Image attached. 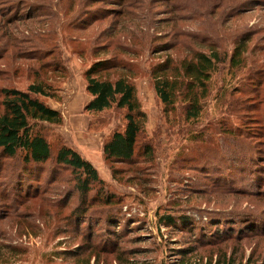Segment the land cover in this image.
Returning <instances> with one entry per match:
<instances>
[{"label": "trees", "instance_id": "16d2710c", "mask_svg": "<svg viewBox=\"0 0 264 264\" xmlns=\"http://www.w3.org/2000/svg\"><path fill=\"white\" fill-rule=\"evenodd\" d=\"M24 1L0 0V71L6 54H12L13 59L9 67L4 65L8 69L5 73H11V76L3 79L4 84L0 85V175L12 167L14 176L11 182L14 193L7 198L0 197L2 227L6 222L25 224L27 231H33L44 219L52 222L61 218L65 222L61 234L73 235L74 240L68 248L50 254V264H153L147 258L151 249L124 248V235L136 232L143 222L123 213V200L108 190L89 160L62 141L53 145L39 129V125H62L64 122L60 112L39 99V96L56 98L55 89L46 76L48 71L65 72L63 62L57 58L60 41L64 46H77L81 57L89 53L99 57L85 71L86 90L91 97L85 111L102 114L115 108L125 113L124 130L113 133L104 144L103 153L106 162L128 165L129 171L140 157L153 159L152 149L139 147L148 116L142 109L133 80L147 56L165 55L162 62L148 68L165 114L173 113L182 103L185 120L192 123L198 122L204 114L212 79L222 67L236 71L247 69L253 92L243 102L238 98L232 100L237 108L249 102L244 110L255 112L249 121H253L256 129L249 132L258 137L259 142L257 145L244 143L247 158L238 152L229 156L227 170L219 166L218 155L212 150L208 155V167L212 166V172L210 169L204 171L212 175L213 195L227 199L239 195L235 189L248 196L264 197V116H260V112L264 114L261 109L264 104L263 30L243 28L233 40L235 47L229 51L220 41L219 47L205 37L182 32L180 23H187L188 14L191 18L203 16L202 7L183 6L177 0H151L144 11L154 13L155 5L165 8L160 15L162 18L157 17V12L152 15L157 21L152 26L168 31L159 38L149 37L145 49L135 48L138 45L134 35L127 33L124 24L134 15L133 9L138 8L128 0H90L89 3L87 0H70V8L65 11L62 22L58 13L52 19L39 17L47 9H55L54 3L67 0H41L43 4L40 0ZM99 3H104L105 7L96 12L93 7ZM238 3L228 1L225 7L220 4L225 8V17H229L226 20L246 16L260 8L264 10V0H244L240 4L243 6ZM35 8L43 12L32 14ZM110 19L114 21L105 29H95ZM36 23L48 30L34 42L28 41L31 44L27 46L28 50L34 53L29 55L14 43L10 32L20 24L31 26ZM150 25L147 22L145 27ZM192 25L201 31L200 25L194 22ZM122 33L126 36L119 37ZM56 35H61V40L50 45ZM90 36L91 41L85 39L89 37L90 40ZM22 69L34 79L26 90L14 83L16 73ZM243 88V91L237 90L241 95L249 86ZM241 129L239 127L238 131ZM243 137L242 133L238 134V139ZM243 184H249L259 192L236 188ZM197 190L205 191L202 188L191 191L194 194ZM183 211L157 213L158 230L166 227L173 234L192 240L185 242L181 238L177 248L170 251V259L162 264H264L255 260L254 254L247 255L246 249L250 239L264 238V214L211 212L206 220L202 217L199 222ZM64 213L68 214L65 216ZM58 226L55 221V227ZM1 238H4L3 233H0V264H19L15 259L19 254L18 247L10 246ZM144 238L138 234L132 242L143 244L147 241Z\"/></svg>", "mask_w": 264, "mask_h": 264}, {"label": "rangeland", "instance_id": "374dc122", "mask_svg": "<svg viewBox=\"0 0 264 264\" xmlns=\"http://www.w3.org/2000/svg\"><path fill=\"white\" fill-rule=\"evenodd\" d=\"M89 1L87 0V3ZM228 1H238L239 6H243L240 4L244 2V0H222L220 3L218 0H177L176 2L183 6L202 7L200 11L203 16L191 18L189 17L191 14H188L185 19L187 23H180V27H183L182 32L184 34L189 32L191 35H197L198 38L205 37L219 47L225 46V49L229 51L235 47L233 44L235 36L245 27L248 29L259 28L263 30L261 37L264 36L263 9H257L246 16H238L234 20H226L229 17H225L224 7ZM24 2H36V0H25ZM128 2L137 6L138 9H133L134 15H131L124 25L127 33L134 35L135 43L138 45L135 48L144 47L145 49L149 37L159 38L162 33L168 31L164 27L160 31L158 27L152 26L153 23L157 22L152 15L157 12V17L162 18L160 15L165 8H159V5H155L154 13H148L144 9L145 6L151 4V0H128ZM39 3L43 4L44 2L40 0ZM69 3H71L70 0L54 3L57 10H55L56 8L47 9L44 11V15L39 18L47 20V17H50L52 19L58 13V19L62 22L65 11L70 8ZM220 4H223L224 7ZM35 7L37 6L35 5ZM104 7V3H99L93 9L97 12L99 9L104 10ZM110 8L116 7L111 6ZM37 12L43 11L35 8L31 13ZM112 21L114 20L110 19L98 24L95 29L103 30ZM147 22L151 24L149 27H145ZM193 22L197 26H201V31H197L193 27ZM47 30L43 25L39 26L38 23L31 24V26L20 24L16 28H12L10 33L15 39L14 43H17L20 49L30 55L34 53L28 50L27 46L31 45L28 41L34 42ZM122 36L126 35L122 33L119 37ZM85 39L91 41V36L90 40L89 37ZM58 40H61V35H56L50 45ZM88 41L87 44H89ZM219 41L221 45H219ZM72 46L74 49H71ZM78 51L77 46H64L60 41L57 58L63 62L65 72L52 73L48 71L46 76L48 82L55 89L56 98L39 96V99L53 110L60 112L64 122L62 125H39V129L53 145L62 141L89 160L98 170L100 178L105 182L108 190L123 200L121 209L123 213L128 218L135 217L143 222L142 227L136 228V232L131 233L130 236L128 233L124 235L126 236L124 248L144 247L151 249L147 258H150V262L153 264H162V262H167L170 259V251L172 252L177 248L181 238H184L185 242L191 240L184 235L173 234L166 227H161V230H158L157 213H175L178 210H184L183 212L200 220L199 222H201L202 217L203 220H206L207 214L211 212L264 214V197L262 198V195L248 196L234 189L239 195H232L227 199L220 198L213 195L214 189L210 184L212 175L209 176L204 171L208 170L209 172V169L211 170L212 166L208 167V155L212 153V150H215L214 152L218 155L216 161L220 162L219 166L227 170L229 156L238 152L247 158L248 154L243 150L244 143L257 145L259 142L258 137H253L249 132L256 130L253 128V121H249L255 112L244 110L249 102H244L243 107L237 108L232 100L238 98L243 102V99L251 96L253 92L250 86L251 76L248 75L247 69L236 71L230 70L228 66L222 67L212 79L211 94L205 102L204 114L198 122L192 123L185 120L182 103L173 113L165 114L163 104L156 95L153 78L148 72V68L152 64L162 62L165 55L147 56L146 61L140 63L142 68L133 80L142 109L148 116L146 129L141 135L139 147L152 149L153 159L140 157L137 165H132V171H129L128 165L106 162L103 153L104 144L113 133L124 130L125 113L115 108L102 114H91L85 111V106L91 99L86 90L85 71L99 57L95 58L90 53L81 57L77 53ZM11 56L12 54H6L5 60L1 63L0 85L4 84L3 79L6 80L8 76H11V73H5L8 69L4 68V65L9 67L13 63ZM14 80L16 87L23 90H26L30 82L34 81L26 69L18 71ZM245 85L249 88L244 95H241L239 91H243ZM261 109L264 110V104L261 105ZM261 113L260 116H264ZM239 127L242 128L240 132L238 131ZM239 133L243 134V139H238ZM0 176L2 177L0 180V197L5 196L7 198L14 193L11 183L14 180L13 168H7L4 174ZM193 188H202L205 191L197 190L193 194L191 191ZM236 188L259 192V189L249 184L239 185ZM6 198L2 201L5 202ZM64 214L66 216L68 213ZM262 216L264 217V215ZM46 220L44 219L43 223L35 226L33 231L30 229L27 231L25 224L21 226L6 222V227L5 224L2 227L0 223V233H3L4 236L1 239L7 241L10 246L18 247L17 252L19 254L15 256V259L19 261V264H50L48 263L50 254L56 250L68 248L74 240L73 235L61 234V228L65 226V222L61 218L55 220L59 224L57 228L55 221ZM131 226H135V224H131ZM136 234L145 236L144 239L147 241L143 244H133L132 240L137 236ZM186 236L189 235L186 234ZM246 249L247 255L252 253L255 260H258L259 263L264 262V238L250 239Z\"/></svg>", "mask_w": 264, "mask_h": 264}]
</instances>
